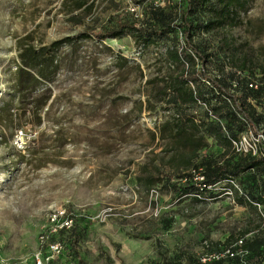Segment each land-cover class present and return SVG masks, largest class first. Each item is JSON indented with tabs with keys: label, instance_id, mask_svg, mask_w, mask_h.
<instances>
[{
	"label": "rangeland",
	"instance_id": "obj_1",
	"mask_svg": "<svg viewBox=\"0 0 264 264\" xmlns=\"http://www.w3.org/2000/svg\"><path fill=\"white\" fill-rule=\"evenodd\" d=\"M166 5L177 9L184 1L94 0L85 12L75 10V0H0V264H37L50 215L65 209L78 216V243L44 264H195L206 244L221 250L236 239L264 238V205L257 200L264 197V164L228 179L243 157L264 161V100H251L263 116L259 128L239 133L232 147L206 136L196 164L230 168L216 190L199 198L181 187L184 172L164 165L177 146L152 143L150 135L174 113L159 92L176 71L166 52L183 50L182 30L148 47L133 34L95 37L119 21L145 26L152 6ZM239 13L240 25L198 32L194 40L209 55L208 75L224 78L232 93L244 61L250 69L244 75L255 72V83L264 81V0H245ZM79 32L91 39L65 44L55 81L21 102L15 88L21 45H50ZM189 68L203 66L196 59L179 70ZM155 78L160 82L148 83ZM191 87L211 94L206 79ZM44 92L52 98L39 119L34 100ZM148 99L154 109L139 114L138 103ZM209 100L226 101L219 94ZM179 111L198 122L212 114L202 101ZM151 176L164 183L150 187ZM237 252L225 264H264L262 249Z\"/></svg>",
	"mask_w": 264,
	"mask_h": 264
},
{
	"label": "trees",
	"instance_id": "obj_2",
	"mask_svg": "<svg viewBox=\"0 0 264 264\" xmlns=\"http://www.w3.org/2000/svg\"><path fill=\"white\" fill-rule=\"evenodd\" d=\"M184 6L173 9L170 5L165 7L152 6L151 19L145 26H137L133 23L119 21L117 26L109 31L98 33L95 37L98 40L118 39L126 34H133L143 47H148L158 39H162L172 33L174 29L179 28L183 32L185 46L182 51L176 47L169 48L166 52V61L176 70L172 75L162 80L164 87L159 92L161 98H167L166 104L168 110H173L172 117L162 123L157 132H150L152 143L156 140L168 139L177 146L171 159L164 165L184 172L182 179L185 181L181 185L187 192L192 194L205 195L214 191L222 182V177L226 165L214 164L212 161H204L197 165L196 161L200 151L208 146L206 136L213 138L222 146L229 148L234 142H239V133L246 131L248 127L259 128L263 116L258 114L252 106L251 100L261 102L264 100V81L255 83L258 76L255 72L244 75L249 71L247 61L241 64L239 70L242 76H234L233 84L236 88L231 92L229 84L224 78L211 77L208 75L206 66L209 63V55L204 52L195 43L196 33L211 32L224 29L225 27H235L240 25V13L245 6V0H183ZM170 3V1H168ZM94 0H75V10L88 12L93 9ZM91 39L89 32H79L74 37H68L63 40L55 41L50 45L35 46L33 43L22 44L19 53V64L16 70L15 88L19 93L21 102L27 95L33 94L39 90L45 83H52L60 72V62L58 53L67 43H78L81 40ZM191 52V53H188ZM196 59L203 66L202 71L195 68L179 70L180 65L184 63L194 64ZM127 66V61L123 62L122 68ZM140 70V67L139 69ZM264 72V70H263ZM209 82L211 94H205L200 89H193L191 84L203 81ZM160 82V79L149 80V84ZM233 86V85H231ZM218 90V91H217ZM217 91V92H216ZM219 94L225 97L222 104L212 106L209 96ZM51 95L44 92L35 99L37 103V116L41 119L42 111L49 105ZM250 100V101H249ZM200 101L205 102L212 109V114H207L206 121H197L192 117H186L179 111L181 105H197ZM150 99L146 103H138V112L142 114L144 110H152ZM216 117V118H215ZM264 132V130H262ZM260 149L264 154V142H261ZM189 150V152H187ZM181 159V161H178ZM264 164L263 159L246 156L237 161L236 169L230 173L233 180L240 173L249 170L259 169ZM204 168L205 170H203ZM195 174H200L203 181H196ZM139 184H142V178H138ZM163 184V179L154 176L149 177V186L155 187L157 184ZM169 183V181H166ZM201 187H198V186ZM203 189V190H201ZM233 193L232 191H227ZM199 197V198H201ZM258 203L264 205V197L257 199ZM78 216L74 213V224L71 229H63L52 240L63 241L67 248L74 247L78 243ZM243 240V239H240ZM236 239L233 245L227 246L221 250H213L209 244H206V253H222L228 249L234 252V256L227 255L219 260L202 262V257L195 264H225L227 260L238 258V249L264 250V238H255L252 242L239 245L240 241ZM80 264H85L80 261Z\"/></svg>",
	"mask_w": 264,
	"mask_h": 264
},
{
	"label": "built area",
	"instance_id": "obj_3",
	"mask_svg": "<svg viewBox=\"0 0 264 264\" xmlns=\"http://www.w3.org/2000/svg\"><path fill=\"white\" fill-rule=\"evenodd\" d=\"M236 143V142H234ZM203 177L200 174H195L196 181H203ZM198 187H201L200 185ZM203 190V189H201ZM201 197L200 195H196ZM74 224V213L67 209L51 214L45 228L40 235V252L36 255L35 260L37 264H44L45 261H50L55 257H60L66 252V244L60 240H52V236L56 235L63 229H71ZM239 245L243 244V240L238 242ZM234 252L231 249L222 253H206L202 255V262L206 263L211 260H219L227 255L234 256Z\"/></svg>",
	"mask_w": 264,
	"mask_h": 264
}]
</instances>
